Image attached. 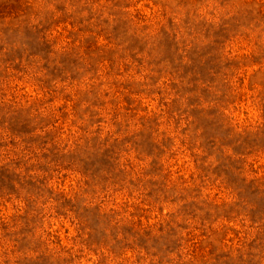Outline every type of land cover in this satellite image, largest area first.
<instances>
[{"label":"rangeland","instance_id":"rangeland-1","mask_svg":"<svg viewBox=\"0 0 264 264\" xmlns=\"http://www.w3.org/2000/svg\"><path fill=\"white\" fill-rule=\"evenodd\" d=\"M0 264H264V0H0Z\"/></svg>","mask_w":264,"mask_h":264},{"label":"clouds","instance_id":"clouds-1","mask_svg":"<svg viewBox=\"0 0 264 264\" xmlns=\"http://www.w3.org/2000/svg\"><path fill=\"white\" fill-rule=\"evenodd\" d=\"M237 6H239V5H237ZM37 7H38V8H41V9H53V5H51V4H45V3H43V2H41L40 4H38ZM95 7H99V5H95ZM53 10H54V9H53ZM70 10H71V6H70ZM129 11H131V10H129ZM56 14L59 15V13H56ZM81 14L86 15L87 12L85 11V12H83V13H81ZM104 15H105V16H108V15H109V13H108L107 10H105ZM13 82H14V83H21L20 81H13ZM21 99H22V102H23V98H21ZM28 99H30V98H28ZM17 255H19V254H17ZM14 258H15V257H13V259H14Z\"/></svg>","mask_w":264,"mask_h":264}]
</instances>
